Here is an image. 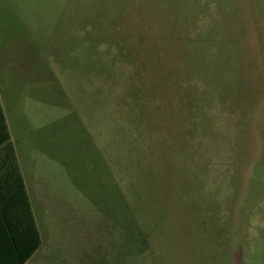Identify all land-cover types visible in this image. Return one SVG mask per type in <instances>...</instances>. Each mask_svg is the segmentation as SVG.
I'll list each match as a JSON object with an SVG mask.
<instances>
[{
	"label": "rangeland",
	"instance_id": "obj_1",
	"mask_svg": "<svg viewBox=\"0 0 264 264\" xmlns=\"http://www.w3.org/2000/svg\"><path fill=\"white\" fill-rule=\"evenodd\" d=\"M171 2L195 31L175 101L158 0H0V99L43 239L30 264H264V0ZM223 96L241 99L215 130L201 98Z\"/></svg>",
	"mask_w": 264,
	"mask_h": 264
},
{
	"label": "trees",
	"instance_id": "obj_2",
	"mask_svg": "<svg viewBox=\"0 0 264 264\" xmlns=\"http://www.w3.org/2000/svg\"><path fill=\"white\" fill-rule=\"evenodd\" d=\"M86 1H89V3L92 1L97 2V0ZM116 3L118 2L116 1ZM158 4L165 16L173 18L177 23L178 32L174 36V43L177 45L173 48V51H177L180 58L174 64L175 73L170 77L172 78L171 83L167 80L164 84V87L172 92L171 99L175 101L181 94L185 95L190 90L192 91L193 84L196 82L190 75L191 68L189 67V65L193 66L195 52L194 19L187 16L179 17L172 12L167 13L166 8L163 7V0H158ZM168 4L172 5L171 0ZM115 6L113 2L111 9L113 15L117 16L120 11ZM201 99L206 104L205 111L211 117L215 130H219L221 129L219 128L220 125L225 123L224 118L227 109H230L232 104L241 98L223 96ZM156 135V131L151 134V136ZM212 183L214 184L215 181ZM25 220L30 224L31 246L30 249L28 248L27 254L25 253L20 258V264L27 263L36 251L41 249L43 239L40 228L36 223L17 149L0 99V236L5 235L1 231L2 228H6L11 233L14 225L17 227L20 221L24 222Z\"/></svg>",
	"mask_w": 264,
	"mask_h": 264
},
{
	"label": "crops",
	"instance_id": "obj_3",
	"mask_svg": "<svg viewBox=\"0 0 264 264\" xmlns=\"http://www.w3.org/2000/svg\"><path fill=\"white\" fill-rule=\"evenodd\" d=\"M18 157L25 178L36 223L39 226L37 219V207L32 196L31 187H29L26 181L28 175L26 173V169L22 166L19 154ZM1 231H3L5 235L0 236V264H20V258L25 253L27 254L28 248L30 249L31 246L30 224L27 220L24 222L20 221L17 227L14 225L11 233L8 232L6 228H2ZM38 252L39 250L36 251V253L25 264H30Z\"/></svg>",
	"mask_w": 264,
	"mask_h": 264
}]
</instances>
